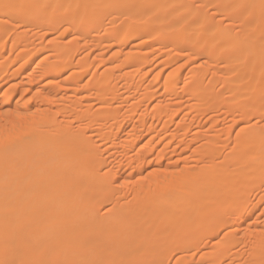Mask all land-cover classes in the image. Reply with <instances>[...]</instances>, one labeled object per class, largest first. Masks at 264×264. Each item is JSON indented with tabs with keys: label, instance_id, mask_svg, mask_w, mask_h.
<instances>
[{
	"label": "rangeland",
	"instance_id": "1",
	"mask_svg": "<svg viewBox=\"0 0 264 264\" xmlns=\"http://www.w3.org/2000/svg\"><path fill=\"white\" fill-rule=\"evenodd\" d=\"M102 1L111 4L103 14L81 9L80 0L72 6L67 0L36 4L16 0L13 10L0 12L2 126L21 112L27 116L23 121L26 127L39 115L36 109L46 105L44 97L54 98L55 104L48 108L56 121H71L103 152L107 166L116 165L123 150L130 151L136 169L125 164L105 184L123 204L138 195L152 196L164 182H177L172 195L184 194L169 209L178 212L186 206V214L193 213L187 229L193 233L195 226L200 229L186 253L179 245L184 230L169 231L168 243L172 245L161 247V264L247 263L251 247L264 232V66L250 61L259 23L245 12L241 18L244 27L238 28V20L202 7L201 0H179L178 15L171 5L175 0H160L157 10L143 8L152 0L135 4L131 0ZM9 3L0 0V9ZM23 3L28 8H23ZM49 7L64 13L44 18ZM192 8L199 16L206 14L209 24L198 20L195 26L188 24ZM117 10L126 14L119 16ZM160 16L161 38L142 31L146 20ZM82 21L90 24L80 27ZM227 27L233 28L230 39L241 44L239 50L245 58H223L230 49L229 38L222 34ZM57 31L63 34L57 36ZM215 34V39H208ZM73 65H79L78 76L64 80ZM53 66L59 68L56 77L48 74ZM104 71L108 78L98 80ZM188 76L195 92L186 88ZM201 79H205L203 84ZM99 84L102 90L97 93ZM101 98L108 100L109 106L96 133ZM65 106L71 110L66 111ZM249 126L257 130L261 158L255 160L254 153L247 151L235 159L234 155L244 150L242 137ZM128 131L134 136H128ZM108 133L111 139L106 138ZM50 137L53 143L56 133ZM30 150H25L17 168L24 166ZM1 156L0 163L4 161ZM152 169L161 173L153 175ZM235 181L239 192L220 190ZM149 205L145 204L143 211L149 210ZM107 207L101 209L106 216L113 213ZM218 220L219 224L203 232ZM142 248L136 244L132 257ZM156 251L151 250L143 262Z\"/></svg>",
	"mask_w": 264,
	"mask_h": 264
},
{
	"label": "bare ground",
	"instance_id": "2",
	"mask_svg": "<svg viewBox=\"0 0 264 264\" xmlns=\"http://www.w3.org/2000/svg\"><path fill=\"white\" fill-rule=\"evenodd\" d=\"M15 1L10 0L0 12L13 10ZM40 1L33 0L35 4ZM67 1L72 6L78 0ZM80 1L81 9L101 14L110 9L111 5L103 4L105 1L102 0ZM201 1L202 7L213 9L218 14L228 13L231 20H238V28L244 27L241 18L245 12L249 19L259 23V29L252 40L255 47L250 61L264 66V0ZM136 2L137 0H131V4ZM159 3L160 0H152L145 3L143 8L157 10ZM171 5L178 15L182 7L181 1L175 0ZM22 6L24 8L26 3ZM59 13L64 11L49 7L44 10L43 16L48 18ZM117 13L119 16L125 15L126 11L117 10ZM199 15L200 12L192 8L188 11L187 23H194L195 26L198 20L209 24L206 14ZM150 20L145 21L142 31L149 33L150 37L161 38L157 26L161 23V16ZM112 22L116 24L117 20ZM82 23L79 24L80 27L90 24ZM152 25H155L154 28ZM232 30L233 28L227 27L222 31L224 37L229 38L230 48L225 51L223 58H245V53L239 50L240 43L236 42L237 39H230ZM55 34L61 36L63 33L57 31ZM215 38L216 34L208 36L209 40ZM78 70L79 65L71 66L64 80L76 78ZM59 73L57 66L51 67L48 72L51 77H56ZM107 78L108 74L104 71L97 79ZM191 80L192 77L188 76L186 88L195 92L196 88ZM204 80L201 79L200 82L203 84ZM14 85L16 84H10L9 87ZM101 86H96L97 93L101 92ZM55 101L54 98L45 96L43 102L46 105L36 109L39 115L32 118L26 127H23V121L27 116L22 114V117L20 111L16 116L7 118L3 126L0 122V155L1 160H4L0 163V264H161V247L168 249L172 245L168 243L171 236L169 231L179 229L185 232L179 245L182 253H186L190 240L200 227L195 226L194 233L187 229V224L193 221V213L187 215L186 206L183 205L178 212L169 209V205H176L178 197L184 194L179 192V196L172 195L176 192L172 189L177 182H164L152 196L138 195L134 201L123 204L110 188L105 189V184L125 164L136 169L130 151L123 150L118 163L107 166L109 163L103 152L91 139L76 130L71 121H56L48 108ZM108 106V100L101 98L94 126L96 133L103 126V111ZM65 110H71V107L65 106ZM256 131L251 126L246 128L242 137L244 150L235 154V159H240L247 151L254 153L255 160L261 158ZM53 132L56 133V138L51 143L50 135ZM186 133L185 129L183 134ZM128 136L134 134L128 131ZM106 138L111 139V133L106 134ZM28 149L31 152L26 163L17 168V162ZM133 149L132 147L131 150ZM135 154L138 156V153ZM103 168H106L104 173L101 172ZM150 173L156 175L161 170L152 169ZM231 189L239 192L240 185L236 181L225 183L220 190L228 192ZM201 199L205 200L206 196ZM145 204H150L149 210L143 211ZM106 206L108 211L113 212L111 215L106 216L101 212ZM219 223L220 220L209 223L203 228V232ZM161 235L164 238L162 244ZM136 244L143 245V248L132 257ZM153 249L157 251L143 262ZM250 250L251 257L245 264H264V232H260ZM130 257L132 259L128 261L127 258Z\"/></svg>",
	"mask_w": 264,
	"mask_h": 264
}]
</instances>
